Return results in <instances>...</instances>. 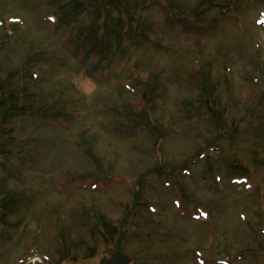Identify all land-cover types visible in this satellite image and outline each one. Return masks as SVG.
I'll use <instances>...</instances> for the list:
<instances>
[{
    "label": "rangeland",
    "instance_id": "374dc122",
    "mask_svg": "<svg viewBox=\"0 0 264 264\" xmlns=\"http://www.w3.org/2000/svg\"><path fill=\"white\" fill-rule=\"evenodd\" d=\"M108 1L0 0V264H264V0Z\"/></svg>",
    "mask_w": 264,
    "mask_h": 264
},
{
    "label": "trees",
    "instance_id": "16d2710c",
    "mask_svg": "<svg viewBox=\"0 0 264 264\" xmlns=\"http://www.w3.org/2000/svg\"><path fill=\"white\" fill-rule=\"evenodd\" d=\"M117 7V6H115ZM96 24V28L94 27L93 29V33L91 34V37L92 39L95 41H97L101 46L108 41V35L106 36V25L105 23H101L99 21H96L95 22ZM6 82H1L0 83V100L3 99L2 101L4 102L3 104L0 105V111L4 108L3 105L5 104V102H13V101H16L15 98H11V96H9V94H7V91H6V85H5ZM18 96L17 94H14L12 97H16ZM14 108V106H12ZM6 110V109H5ZM16 114V113H15ZM7 117V116H5ZM3 117V118H5ZM12 117V116H11ZM10 117V118H11ZM1 112H0V129L5 125V123H7V120H1ZM4 130L5 127H4ZM9 199H5L4 201H7Z\"/></svg>",
    "mask_w": 264,
    "mask_h": 264
},
{
    "label": "flooded vegetation",
    "instance_id": "af4514ba",
    "mask_svg": "<svg viewBox=\"0 0 264 264\" xmlns=\"http://www.w3.org/2000/svg\"><path fill=\"white\" fill-rule=\"evenodd\" d=\"M6 207L0 202V211H2V209H5ZM1 213V212H0ZM4 222H6L4 216H0V224H4ZM3 250L0 248V256L3 254ZM44 262L42 261H32L29 260V256L24 260L23 263L20 264H43ZM5 264H15V263H5Z\"/></svg>",
    "mask_w": 264,
    "mask_h": 264
},
{
    "label": "water",
    "instance_id": "95a60500",
    "mask_svg": "<svg viewBox=\"0 0 264 264\" xmlns=\"http://www.w3.org/2000/svg\"><path fill=\"white\" fill-rule=\"evenodd\" d=\"M132 258L126 254L118 255L111 264H130Z\"/></svg>",
    "mask_w": 264,
    "mask_h": 264
}]
</instances>
